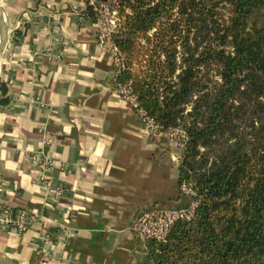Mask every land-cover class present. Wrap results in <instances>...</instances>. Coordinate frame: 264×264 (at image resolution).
Segmentation results:
<instances>
[{
  "label": "crops",
  "instance_id": "crops-1",
  "mask_svg": "<svg viewBox=\"0 0 264 264\" xmlns=\"http://www.w3.org/2000/svg\"><path fill=\"white\" fill-rule=\"evenodd\" d=\"M87 2L0 0L12 26L0 53V206L34 215L20 232L0 229V264H154L133 217L188 199L182 144L147 131L116 92Z\"/></svg>",
  "mask_w": 264,
  "mask_h": 264
},
{
  "label": "trees",
  "instance_id": "trees-1",
  "mask_svg": "<svg viewBox=\"0 0 264 264\" xmlns=\"http://www.w3.org/2000/svg\"><path fill=\"white\" fill-rule=\"evenodd\" d=\"M100 2L117 17L114 88L127 85L159 130L183 132L177 187L194 203L145 238L147 256L264 264V0H92L96 22Z\"/></svg>",
  "mask_w": 264,
  "mask_h": 264
},
{
  "label": "built area",
  "instance_id": "built-area-1",
  "mask_svg": "<svg viewBox=\"0 0 264 264\" xmlns=\"http://www.w3.org/2000/svg\"><path fill=\"white\" fill-rule=\"evenodd\" d=\"M91 1L92 0H90V2ZM95 10L97 14V22L100 24V22L102 23V20H104L103 23H105V26H100L97 23L98 28H96V38L97 41L109 51L115 70V68L120 65V56L110 39V32L115 26L117 17L115 16L113 5L108 2L98 3ZM115 90L129 105L134 108L142 125L147 131L155 132L159 130V127L152 121V119L146 116L144 111L137 106V102L127 85H119L115 88ZM172 130L177 131V136L172 134ZM165 132L170 139L178 142V144H182L183 132L179 128L170 127L165 129ZM43 185L45 186L47 192L51 194H57L59 192V188L52 184L49 180H43ZM180 191L183 193L185 191L190 192V190L184 185L180 186ZM191 206L189 208H185V206L167 208L155 205L145 208L135 214L131 221L130 228L142 241H144L147 237L161 239L165 235L172 220L188 214L191 210ZM33 219L34 215L24 208L9 209L6 206H0V229L9 227L11 230L20 232L24 230Z\"/></svg>",
  "mask_w": 264,
  "mask_h": 264
},
{
  "label": "water",
  "instance_id": "water-1",
  "mask_svg": "<svg viewBox=\"0 0 264 264\" xmlns=\"http://www.w3.org/2000/svg\"><path fill=\"white\" fill-rule=\"evenodd\" d=\"M11 27L12 26L6 22L0 7V53L5 45L8 37V31L11 29Z\"/></svg>",
  "mask_w": 264,
  "mask_h": 264
},
{
  "label": "rangeland",
  "instance_id": "rangeland-1",
  "mask_svg": "<svg viewBox=\"0 0 264 264\" xmlns=\"http://www.w3.org/2000/svg\"><path fill=\"white\" fill-rule=\"evenodd\" d=\"M103 22H104V20H102ZM101 23L100 22V24H99V22H97L98 23V25H100V26H102V25H104L105 26V23ZM97 25V26H98ZM98 28V27H97ZM114 66V65H113ZM172 132V134L174 135V136H177V131L176 130H172L171 131ZM172 140V139H171ZM174 141V140H173ZM175 142V141H174ZM177 144H178V142H176ZM183 194H185L186 196H187V202H186V204H184V205H182V206H185V208H189L191 205H192V203L194 202V199H193V197H192V195H191V193L189 192V191H185Z\"/></svg>",
  "mask_w": 264,
  "mask_h": 264
}]
</instances>
